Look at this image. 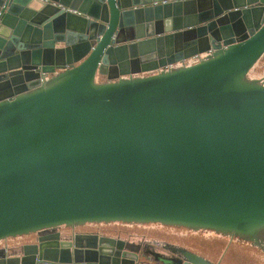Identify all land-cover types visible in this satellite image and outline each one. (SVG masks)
<instances>
[{
    "label": "water",
    "instance_id": "water-1",
    "mask_svg": "<svg viewBox=\"0 0 264 264\" xmlns=\"http://www.w3.org/2000/svg\"><path fill=\"white\" fill-rule=\"evenodd\" d=\"M261 57L264 0H0V241L30 234L0 264H213L74 224L264 228Z\"/></svg>",
    "mask_w": 264,
    "mask_h": 264
},
{
    "label": "rangeland",
    "instance_id": "rangeland-1",
    "mask_svg": "<svg viewBox=\"0 0 264 264\" xmlns=\"http://www.w3.org/2000/svg\"><path fill=\"white\" fill-rule=\"evenodd\" d=\"M259 76V74H256ZM264 79V76H261ZM109 226H117L121 227V229H110L107 227H103L106 229L108 233H112L122 237H129L128 233L132 234L131 239L134 238V241L138 244H141V247H150V251H157L161 253H169L163 246H159L158 240L170 241L171 237H167L166 234H172L175 231L178 232H187L186 229L181 227H160L155 226L154 228H146L141 229L140 227H136L134 225H119V224H109ZM163 228L157 230V228ZM126 230V231H125ZM177 232V233H178ZM208 231H198L195 233L196 237H191L190 240H180L183 241L186 245L191 246V249L185 248L186 252H184V258H190V253H195L202 256L204 259H208L213 264H264V228L258 229L254 235L251 236H238V240L233 238L232 243L230 245L225 246L224 248L218 247L214 248L213 251L206 250V247H203L209 242L207 236H213V232L206 233ZM166 233V234H165ZM189 234H192L193 231H188ZM203 233L205 234L204 237ZM194 234V233H193ZM205 238V239H204ZM24 239V238H23ZM176 240V239H174ZM16 241V239H15ZM177 241V240H176ZM172 243V242H171ZM248 245V246H247ZM235 249V250H231ZM221 249V251H219ZM194 251V252H193ZM215 251V252H214ZM219 251V252H218ZM218 256V257H217ZM217 257V258H215ZM215 260V262L211 261ZM181 264V263H180ZM183 264V263H182Z\"/></svg>",
    "mask_w": 264,
    "mask_h": 264
},
{
    "label": "flooded vegetation",
    "instance_id": "flooded-vegetation-1",
    "mask_svg": "<svg viewBox=\"0 0 264 264\" xmlns=\"http://www.w3.org/2000/svg\"><path fill=\"white\" fill-rule=\"evenodd\" d=\"M260 70H262L261 72H259ZM259 72V73H257ZM259 74L258 75H256ZM261 76H264V57H261L259 60H258V63H255L253 68L249 71V73L245 76L246 77V80L248 81H254V82H263L264 83V79L261 78ZM108 226V230H110L111 228L112 229H121V227H117V226H109V224H89V223H84V224H74L73 226H70L71 228L73 229H85V230H89V229H93L94 227H107ZM70 227H67V226H62V227H58V228H54V229H51L53 231L55 230H59V231H63V230H67V229H71ZM105 229V228H104ZM50 230V231H51ZM187 232H180V233H177V232H174L172 234H166L167 237H171V238H168L173 242H183V241H187V240H190L191 242V237H196L195 233H198V230H191V229H186ZM126 231V230H125ZM188 231H193L192 234H189ZM206 233H209V232H206ZM214 234H220V235H223L225 236V234H222V233H217V232H213ZM210 234V233H209ZM30 235V234H29ZM29 235H24V236H20V237H27ZM205 234L203 233V236ZM230 236V235H229ZM20 237H15V238H6V239H3L0 241V245H3L4 243H12L11 240L13 239H17V238H20ZM205 237V236H204ZM231 238H235L237 239L238 238V235H232ZM176 239V240H174ZM205 239V238H204ZM239 239V238H238ZM237 239V240H238ZM180 240H183V241H180ZM11 241V242H10ZM159 241V246H163V245H167V244H171L170 241H163V240H158ZM184 243V242H183ZM185 248V247H184Z\"/></svg>",
    "mask_w": 264,
    "mask_h": 264
},
{
    "label": "crops",
    "instance_id": "crops-1",
    "mask_svg": "<svg viewBox=\"0 0 264 264\" xmlns=\"http://www.w3.org/2000/svg\"><path fill=\"white\" fill-rule=\"evenodd\" d=\"M208 55H205V54H203L202 55V58H205V57H207ZM196 60L195 59H190V60H188L187 62H186V64H191V63H194ZM181 65H175L174 66V68L175 67H180ZM173 68V67H172ZM262 70H260L259 72H261ZM259 72H257V73H259ZM256 73V74H257ZM134 226H136V227H140L141 229H146V228H150V229H152V228H154L153 226H143V225H135V224H133ZM127 226H130L129 224L127 225ZM131 227V226H130ZM160 227H163V226H160ZM160 227H158L157 228V230H159V229H163V228H160ZM78 230H85V229H78ZM90 231H94V230H97V231H103V232H105V233H108L107 231H106V229H104V228H101V227H94L93 229H89ZM175 232H178V231H175ZM178 233H180V232H178ZM132 234H135V233H128V231H127V235L129 236V237H124V238H128V239H131V236H132ZM206 237V236H205ZM208 238H206V239H209V242L206 244V245H204L203 247H206V250H211V251H213V249L215 248H218V247H221V248H224L225 246H227V245H230L231 243H232V239L233 238H231V236H229V234H225V236H223V235H220V234H214L213 236H207ZM23 238L24 239H26L27 237H20V238H17L16 239V241H18V240H23ZM131 240H134V238L133 239H131ZM12 242L13 241H15V239H13V240H11ZM10 241V242H11ZM172 242V241H171ZM170 245H172V246H176V247H185V248H188V249H191L192 250V248H191V246H189V245H186L185 243H179V242H173V243H171ZM248 246V245H247ZM231 250H235V249H232L231 248ZM219 251H221V249L219 250ZM218 251V252H219ZM194 252V251H193ZM215 252V251H214ZM218 257V256H217ZM217 257H215V258H217ZM211 261H213V262H215V260H211Z\"/></svg>",
    "mask_w": 264,
    "mask_h": 264
},
{
    "label": "trees",
    "instance_id": "trees-1",
    "mask_svg": "<svg viewBox=\"0 0 264 264\" xmlns=\"http://www.w3.org/2000/svg\"><path fill=\"white\" fill-rule=\"evenodd\" d=\"M244 80H246V77L244 78ZM246 81H248V80H246ZM89 224H91V223H89ZM93 224H100V223H93ZM101 224H103V223H101ZM105 224H119V225H128V223H124V222H118V223H105ZM135 224V223H134ZM129 225H133V224H131V223H129ZM135 225H143V226H153V227H155V226H163V227H181V228H184V229H190V228H185V227H183V226H174V225H160V224H135ZM191 230H195V229H191ZM198 231H208V232H213V231H209V230H198ZM239 236V235H238Z\"/></svg>",
    "mask_w": 264,
    "mask_h": 264
}]
</instances>
